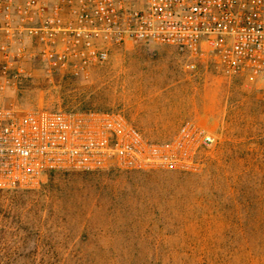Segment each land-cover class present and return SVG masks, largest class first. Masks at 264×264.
I'll return each instance as SVG.
<instances>
[{
    "label": "rangeland",
    "instance_id": "obj_1",
    "mask_svg": "<svg viewBox=\"0 0 264 264\" xmlns=\"http://www.w3.org/2000/svg\"><path fill=\"white\" fill-rule=\"evenodd\" d=\"M0 103L24 111H120L150 139L187 120L214 135L196 172H57L0 191L6 264H264L260 90L177 48L127 43L86 75L47 73L36 41Z\"/></svg>",
    "mask_w": 264,
    "mask_h": 264
},
{
    "label": "built area",
    "instance_id": "obj_2",
    "mask_svg": "<svg viewBox=\"0 0 264 264\" xmlns=\"http://www.w3.org/2000/svg\"><path fill=\"white\" fill-rule=\"evenodd\" d=\"M47 73L86 75L127 43L164 45L225 76L250 77L264 126V0H0V94L23 73L25 43ZM216 138L193 120L147 138L120 111H24L0 103V191L29 190L49 171L196 172Z\"/></svg>",
    "mask_w": 264,
    "mask_h": 264
},
{
    "label": "trees",
    "instance_id": "obj_3",
    "mask_svg": "<svg viewBox=\"0 0 264 264\" xmlns=\"http://www.w3.org/2000/svg\"><path fill=\"white\" fill-rule=\"evenodd\" d=\"M57 172H62V173H66V172H80V171H60V170H58V171H56V170H52V171H49L48 173H46V176L48 177V179L52 176V175H54L55 173H57ZM83 172V171H82ZM50 180V182H51V180H53V178L51 179H49ZM0 264H1V262H0ZM6 264H13V262H9V263H6Z\"/></svg>",
    "mask_w": 264,
    "mask_h": 264
}]
</instances>
